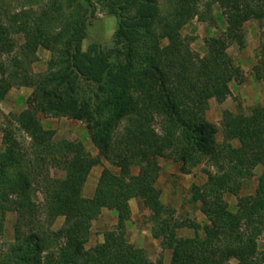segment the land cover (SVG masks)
<instances>
[{"label": "trees", "instance_id": "1", "mask_svg": "<svg viewBox=\"0 0 264 264\" xmlns=\"http://www.w3.org/2000/svg\"><path fill=\"white\" fill-rule=\"evenodd\" d=\"M11 1L14 9L0 0V101L16 87L32 93L27 108L3 127L0 231L7 214L15 213L17 221L15 241L0 255V264H164L163 257L150 259L127 238L132 199L149 211L152 235L171 251L170 264H264L259 250L264 172L255 192L240 197L235 210L225 198L238 194L243 180L264 163V106L249 114L225 111L222 143L205 118L211 99L224 102L230 84L243 82L228 49L244 45L245 23L257 20L264 28V0H168L164 12L159 0ZM214 4L226 29L206 38L207 52L200 55L181 31L195 18L215 22ZM97 7L119 17L116 45L83 50L88 14ZM40 49L49 51L50 59L45 72L34 73L31 64ZM253 76L264 80V44ZM40 113L85 122L98 155L82 141L56 140ZM162 157L184 168L204 160L214 167L204 184L191 189L204 225L177 219L163 203L157 185ZM103 160L117 171L105 167L94 196L87 198L84 186ZM51 168L65 176L53 177ZM103 209L117 214L116 227L87 248L92 222ZM60 217L62 226L52 229ZM186 226L194 235H180Z\"/></svg>", "mask_w": 264, "mask_h": 264}, {"label": "rangeland", "instance_id": "2", "mask_svg": "<svg viewBox=\"0 0 264 264\" xmlns=\"http://www.w3.org/2000/svg\"><path fill=\"white\" fill-rule=\"evenodd\" d=\"M11 3L14 9L15 3L11 0H6ZM11 1V2H10ZM205 1V0H204ZM160 11H167L169 9L168 0H159ZM205 8H202V11ZM212 14L217 16L216 21H200L197 18L190 21L181 33L183 36L189 37L191 41V48L204 55L207 52L205 39L213 36H220L226 29L225 21H220L218 14L221 13L219 5L212 6ZM87 37L83 42V50H87L90 45L98 44L104 50L108 48L113 49L115 44V32L119 26V17L112 15L97 7L96 10H91L87 18ZM245 43L243 46L233 43L228 53L231 56L234 64L239 66L243 82L233 81L230 84L231 94L224 102H218L211 99L209 102V109L206 111L205 118L215 124L217 127L216 138L219 143L224 142L225 133L223 125V117L225 111H231L235 114H249L251 109L256 105L264 106V80L257 81L253 76V67L258 60V54L261 46L264 44V28L260 26L257 20H252L244 25ZM18 43H23V38L18 35ZM165 42V41H164ZM39 60L31 64V70L34 73H43L47 70L48 61L50 59V52L45 49H40L38 52ZM32 93V88L21 87L13 88L8 96L0 101V147H2V136L4 124L13 120V115H18L25 108H27V101ZM42 124L47 129L55 131V139H69L82 141L85 147L93 154L98 155V149L94 145L90 132L85 122L76 120L70 117H54L40 113L38 115ZM23 141L26 144L30 142L29 137L25 133H21ZM234 146H238L239 142L234 140ZM161 165L160 176L157 185L162 190L163 203L172 209L177 219L189 223L196 222L204 225L207 221L205 215L200 210V204L193 202L191 189L193 185H202L207 180L208 169L214 170L205 160L196 166L183 167L181 162H176L173 159L162 157L159 159ZM108 167L113 171H117L114 165L103 160V162L96 166L94 174L89 179V185L85 186L84 194L92 195L95 185L97 184V176L101 171ZM138 167L132 168V173L137 174ZM264 172V163L258 165L253 175L244 179L242 188L238 194H226L225 198L229 202L232 210H235L238 200L242 196L251 195L255 192L259 182V177ZM51 175L56 178L65 176V172L51 168ZM97 173V174H96ZM35 199L37 203L43 202L42 193H36ZM131 218L126 226V235L131 243L136 247L143 248L147 256L156 261L163 257L164 264H170L171 251L163 250L160 245V240L153 237L151 232V222L149 220V211L143 207L138 199L130 201ZM118 220L117 214L108 209H103L100 216L92 222L91 232L87 248L95 246L104 241V234L106 231L114 229ZM17 215L15 213L7 214L2 232L0 231V255L5 254L9 244L15 241V225ZM64 218L60 217L53 225L52 229L57 230L62 226ZM181 236L194 235V229L186 226L180 231ZM259 250L264 256V236L259 239ZM232 264H237L236 260Z\"/></svg>", "mask_w": 264, "mask_h": 264}, {"label": "crops", "instance_id": "3", "mask_svg": "<svg viewBox=\"0 0 264 264\" xmlns=\"http://www.w3.org/2000/svg\"><path fill=\"white\" fill-rule=\"evenodd\" d=\"M95 168H96V166L92 169V171L90 172V175H89V177H88V181L86 182V184H85V186H87V185H89V179L92 177V175L94 174L93 172L95 171ZM102 172V171H101ZM97 174V173H96ZM100 175H101V173L99 174V176H97V179H96V181H97V183H98V180H99V177H100ZM91 180V179H90ZM85 186H84V189H85ZM96 187H97V184L95 185V187H94V190H93V192H92V195H90V196H87V195H85L84 194V189H83V195L85 196V197H87V198H91V197H93L94 196V193H95V190H96ZM118 221V220H117Z\"/></svg>", "mask_w": 264, "mask_h": 264}]
</instances>
